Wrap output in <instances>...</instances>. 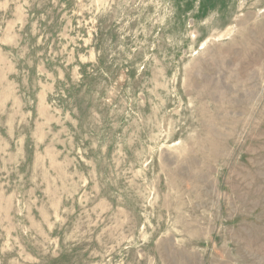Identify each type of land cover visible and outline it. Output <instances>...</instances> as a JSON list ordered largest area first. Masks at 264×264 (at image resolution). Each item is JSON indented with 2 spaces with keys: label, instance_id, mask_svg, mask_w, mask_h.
Segmentation results:
<instances>
[{
  "label": "rangeland",
  "instance_id": "1",
  "mask_svg": "<svg viewBox=\"0 0 264 264\" xmlns=\"http://www.w3.org/2000/svg\"><path fill=\"white\" fill-rule=\"evenodd\" d=\"M0 264H264V0H0Z\"/></svg>",
  "mask_w": 264,
  "mask_h": 264
}]
</instances>
